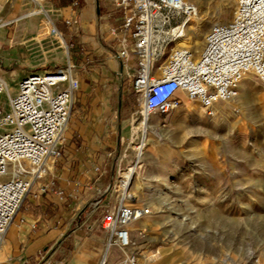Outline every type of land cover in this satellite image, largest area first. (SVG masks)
<instances>
[{
    "label": "rangeland",
    "instance_id": "rangeland-1",
    "mask_svg": "<svg viewBox=\"0 0 264 264\" xmlns=\"http://www.w3.org/2000/svg\"><path fill=\"white\" fill-rule=\"evenodd\" d=\"M185 1L197 10L198 22L186 21L183 27L193 31L181 33L171 47L189 48L197 59L210 26L231 21L236 4ZM16 4L15 20L0 29L4 34L0 48L8 53L5 57L0 52V77L9 90L3 101L16 92L23 78L13 72L27 69L22 59L27 49L19 51L10 40L18 24L28 20L22 17L31 4L28 0ZM42 5L49 11V0ZM48 15L51 18L50 11ZM61 38L66 49L48 41L46 50L31 61L36 64L32 72H53L68 59L75 70L72 48ZM170 53L168 48L155 62V74ZM132 93L136 105L131 120L139 115V98ZM143 128L141 117L131 121L130 135L117 154L121 170L133 168L135 203L149 209L147 216L130 226L129 252L137 255L135 264H220L225 258L232 264H264V87L257 78L247 75L238 97L217 104L212 116L197 102L183 98L171 112L150 115L142 138ZM67 132L66 128L64 138ZM139 145L142 152L137 155ZM111 256L124 264L119 251L112 250Z\"/></svg>",
    "mask_w": 264,
    "mask_h": 264
},
{
    "label": "built area",
    "instance_id": "built-area-1",
    "mask_svg": "<svg viewBox=\"0 0 264 264\" xmlns=\"http://www.w3.org/2000/svg\"><path fill=\"white\" fill-rule=\"evenodd\" d=\"M233 1V19L210 26L195 61L189 50L171 47L175 46L174 31L195 11L185 0H108L113 10L122 13L120 29L109 35L120 45L116 57L121 67L132 71L140 116L167 114L183 98L197 102L212 116L217 104L238 97L247 75L264 87V0ZM9 24L0 21V29ZM168 48L171 53L155 74L154 64ZM78 87L69 61L53 72L25 76L6 101L2 98L9 91L0 77V246L23 200L49 175L50 162L59 156ZM127 171L118 168L106 190L115 195V204L101 217L105 243L97 264H119L111 260L112 250L124 255V264H135L138 258L129 252L130 226L147 216L149 209L135 203L133 174L129 178ZM48 187L41 184L38 192ZM220 264L232 263L225 258Z\"/></svg>",
    "mask_w": 264,
    "mask_h": 264
},
{
    "label": "crops",
    "instance_id": "crops-1",
    "mask_svg": "<svg viewBox=\"0 0 264 264\" xmlns=\"http://www.w3.org/2000/svg\"><path fill=\"white\" fill-rule=\"evenodd\" d=\"M28 2L31 9L22 17L28 20L18 24L10 40L19 51L27 49L22 58L27 69L13 73L18 78L49 73L32 72L36 64L31 61L48 41L66 49L62 36L77 62L79 87L59 156L15 214L0 246V264H97L105 243L101 217L115 200L106 190L117 176V154L130 135L131 121L140 117L131 120L136 105L131 74L121 67L116 57L120 45L109 35L120 29L122 13L108 0H49L50 18L43 0ZM16 3L0 0L1 22L15 20ZM0 52L7 57L5 50ZM41 184L49 186L44 193L38 192Z\"/></svg>",
    "mask_w": 264,
    "mask_h": 264
},
{
    "label": "bare ground",
    "instance_id": "bare-ground-1",
    "mask_svg": "<svg viewBox=\"0 0 264 264\" xmlns=\"http://www.w3.org/2000/svg\"><path fill=\"white\" fill-rule=\"evenodd\" d=\"M235 11H236V9H235ZM235 14V13H234ZM190 20H193V21H195V22H198V14H197V10L195 9V11H194V13L193 14H191L185 21H184V23L186 22V21H190ZM184 23H183V25H184ZM183 25L178 29V30H176V31H174V35H175V40L178 38V36L181 34V33H185V32H192L193 31V28H190L189 26H185V27H183ZM193 36L195 37V38H197V36H196V34L195 33H193ZM206 37V36H205ZM204 42H205V38H204ZM203 48H204V45H203ZM203 48H202V50H201V52H200V54H199V56H198V58L196 59V58H194V56H193V54H192V56H193V58H194V60L195 61H198L199 60V58H200V56H201V54H202V51H203ZM182 49H187V50H189L190 51V49L189 48H186V47H183L182 48V45H177L175 48H174V51H176V50H182ZM191 52V51H190ZM9 91V90H8ZM227 103V102H226ZM141 117V124H145L143 127L145 128V126H146V123H147V121L149 120V118L150 117H148V118H143L142 116H140ZM146 129V128H145ZM145 129H143L142 130V138L144 137V134H145ZM136 152H137V155L138 154H141V152H142V145H139L137 148H136ZM132 171H133V168H131L129 171H127L128 173H127V176H129V178L131 177V175H132ZM137 260V259H136Z\"/></svg>",
    "mask_w": 264,
    "mask_h": 264
}]
</instances>
